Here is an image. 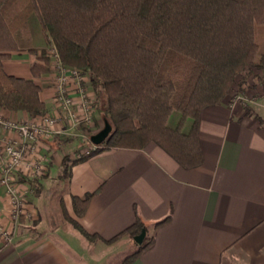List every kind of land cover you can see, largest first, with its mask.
I'll return each mask as SVG.
<instances>
[{
    "label": "crops",
    "instance_id": "1",
    "mask_svg": "<svg viewBox=\"0 0 264 264\" xmlns=\"http://www.w3.org/2000/svg\"><path fill=\"white\" fill-rule=\"evenodd\" d=\"M43 35L49 42L40 30L31 38L36 53L13 51L3 68L9 75L32 78L45 111L51 112L53 74L34 77L30 71L40 51L47 50ZM83 77L82 86L93 94L88 77ZM73 96L78 98L76 88ZM0 114L18 121L31 118L23 110L1 106ZM95 133L88 132L83 143L92 142ZM9 134L0 129V135ZM70 138L55 136L46 142L44 176L14 175L26 211L16 222L0 184V223L13 231L0 252V264H108L111 247L126 252L131 239L123 236L112 245L103 240L130 226L136 216L145 223L151 244L129 264H264V110L246 112L225 101L204 108L199 121L203 161L190 169L149 142L140 149L95 150L73 163L67 178H60L63 157L79 146V138ZM87 193L92 196L77 215L72 197ZM62 208L101 238L85 239ZM167 216L168 221L156 225Z\"/></svg>",
    "mask_w": 264,
    "mask_h": 264
},
{
    "label": "trees",
    "instance_id": "2",
    "mask_svg": "<svg viewBox=\"0 0 264 264\" xmlns=\"http://www.w3.org/2000/svg\"><path fill=\"white\" fill-rule=\"evenodd\" d=\"M31 16L61 62L88 77L93 105L111 125L96 150L140 149L154 142L183 168H195L203 161V109L222 102L237 76L239 86L252 70L264 77V0H0V106L30 117L45 112L40 87L32 78L7 74L3 61L20 49L37 52ZM48 68L49 58L41 50L31 74L39 76ZM173 111L179 118L172 127L168 119ZM187 120L190 126L184 131ZM84 157L65 155L60 178H67L72 164ZM91 196L72 197L77 215ZM62 212L85 239L101 238L83 229L64 208ZM143 227L136 216L130 226L103 241L124 235L133 239ZM150 244H140L121 264L131 263Z\"/></svg>",
    "mask_w": 264,
    "mask_h": 264
},
{
    "label": "built area",
    "instance_id": "3",
    "mask_svg": "<svg viewBox=\"0 0 264 264\" xmlns=\"http://www.w3.org/2000/svg\"><path fill=\"white\" fill-rule=\"evenodd\" d=\"M46 55L49 58L48 71L54 76L55 94L51 112L45 111L24 121L0 114V129L10 133L0 135V184L5 187L13 222L26 214L14 175L35 178L46 172L49 158L42 150L47 148V141L62 135L79 138L77 157L87 156L99 147V144L93 142L83 143L88 140L87 129L94 125L97 113L93 105V94H89L82 86L83 74L76 68L65 66L54 45L46 50ZM75 88L78 98L73 96ZM12 232L0 223V252L10 242Z\"/></svg>",
    "mask_w": 264,
    "mask_h": 264
},
{
    "label": "rangeland",
    "instance_id": "4",
    "mask_svg": "<svg viewBox=\"0 0 264 264\" xmlns=\"http://www.w3.org/2000/svg\"><path fill=\"white\" fill-rule=\"evenodd\" d=\"M29 27H30V31L32 32L31 38L34 36V33L36 31L40 30L42 32L41 27H40L37 19L34 16H32V18H29ZM43 36H44V42L47 43L46 46L44 47L46 50L52 46V42H50V40H48L49 42H47L46 36L45 35H43ZM21 42H22V44H24L23 41H21ZM255 70L251 71V73L246 78V81L242 85L240 84V86L237 84L238 81L240 80V76H237L236 82L232 85L229 93L227 94V96L224 98L223 101L227 102L228 104H235L238 106L240 105V106H242V108L244 110L249 109V110L254 111L255 108L264 110V77H263L262 73H260L259 71L257 72ZM94 97H95V95L93 94L92 95L93 100H94ZM96 112H97V110H96ZM178 118H179V113L176 111H173L171 113L169 119H168V125L172 126V127L175 126L178 122ZM103 125H104V120L100 116V114L97 112L95 117H94V125L91 128L87 129V131L90 133L91 132H97L99 129H101L103 127ZM189 126H190V121L187 120L184 124L183 130L187 131ZM62 138L66 139V140L71 139L70 137H67L66 135H62ZM75 149L77 152L78 151L77 150L78 145L75 147ZM74 150L72 149L73 152H74ZM73 152H71V150L68 151L67 154L70 155V158L72 157ZM44 174H42L41 177L44 176ZM50 192H51V188H48V190H47L48 196H49ZM147 230L150 232L151 226H149L147 228ZM124 236H128V235H124ZM149 236H150V233H147V235L145 234L143 242H147L149 240ZM122 237H120V238H122ZM120 238H118V239H116L110 243H106V242L105 243L112 245L116 241H118ZM130 239H131L130 240V246L128 247L126 252H121L123 250V248L118 249L117 252L111 251V250H114L115 246L111 247V250L108 252L109 255H107L109 257V263L108 264H121L125 256H127L129 253L133 252L134 250H136L139 247V244H137L131 237H130ZM98 240L99 239L96 238L94 241H98ZM102 253H103V251H100L99 254H97L96 256H99ZM92 258L96 259V257H94V253H93ZM97 259H101V258L99 257ZM97 264H100V262H98Z\"/></svg>",
    "mask_w": 264,
    "mask_h": 264
},
{
    "label": "water",
    "instance_id": "5",
    "mask_svg": "<svg viewBox=\"0 0 264 264\" xmlns=\"http://www.w3.org/2000/svg\"><path fill=\"white\" fill-rule=\"evenodd\" d=\"M110 130H111V125L107 121H104L103 127L99 131H97L95 134H93L91 136L92 142L94 144H101L106 139V137L108 136ZM145 234H146V228L143 227L141 229L140 233H138L137 235H135L133 237V240L137 244L140 245L143 242V239L145 237Z\"/></svg>",
    "mask_w": 264,
    "mask_h": 264
}]
</instances>
